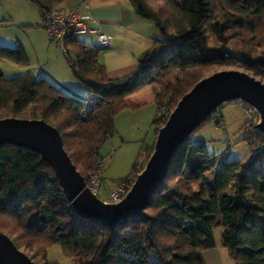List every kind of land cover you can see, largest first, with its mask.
Masks as SVG:
<instances>
[{"label":"trees","instance_id":"obj_1","mask_svg":"<svg viewBox=\"0 0 264 264\" xmlns=\"http://www.w3.org/2000/svg\"><path fill=\"white\" fill-rule=\"evenodd\" d=\"M31 1L41 13L66 0ZM128 1L159 33L138 59L133 75L108 78L98 63L99 52L107 46L80 41L73 31L58 43L87 98L46 78H5L0 71V118H41L49 123L56 118L51 124L84 179L102 158L98 150L114 130L115 115L143 106L145 99L138 96L156 80L163 81L165 91L173 94V109L202 77L196 70L213 64L230 65L239 59L250 75L264 79V57L233 50L226 35L233 31L243 42L264 47V0H167L184 20L171 32L161 13L151 10L145 0ZM207 23L217 36L213 45L204 33ZM229 48L233 55L225 56ZM1 59L28 63L20 45L0 46ZM253 135L264 143L262 134L254 130ZM245 139L250 145L249 159L219 161L206 152L202 140L189 136L144 215L114 229L76 215L52 169L37 153L1 145L0 230L29 234L31 240L18 236L19 242L14 243L30 249L39 246L44 257L49 247L58 245L73 264H205L201 251L215 246L214 229L219 228L220 244L236 264H264V146L253 148L249 135ZM142 166L134 163L131 174L119 180L129 186ZM216 166L208 179L205 173Z\"/></svg>","mask_w":264,"mask_h":264},{"label":"rangeland","instance_id":"obj_2","mask_svg":"<svg viewBox=\"0 0 264 264\" xmlns=\"http://www.w3.org/2000/svg\"><path fill=\"white\" fill-rule=\"evenodd\" d=\"M10 3H13L14 9H18V7L25 8L28 16L27 22L30 27L24 25V28L21 27L18 23H12L11 21L0 20V46L7 47H16L20 45L26 55H28V63L25 65L17 64L13 61L7 59L0 60V71L2 72L5 78H15L21 77L28 74H31L33 78H46L50 80L52 83L59 85L56 83L57 80L60 82H65L69 84L70 92L76 93V95L81 98H87V93L82 89L80 81L75 77L73 71L68 65V62L63 57L61 53L62 46L58 41L49 39L45 33V30L42 27L41 15L38 7L31 0H7ZM19 1L16 5L15 3ZM123 1L122 8L124 13H129L133 16L136 21L145 24L143 32H147L144 37H140L133 33H128L127 40H119L117 42V47H108L104 50H101L98 54L99 62L105 64L106 67V75L110 79H121L124 77H128L136 73L138 59L143 55L145 50L152 43V36L159 37V33L154 23L148 19L142 18L134 13L131 4L128 0H119ZM146 5L153 11H159L161 13V17L165 20L169 31H173L177 25L184 24V20L181 18V15L177 10L172 8L167 0H145ZM204 33L208 38L209 44L213 45L217 36L208 29V23L204 25ZM27 34H30V37L34 39L37 44L39 58L42 61L47 59L48 55H52L55 52L59 54L61 61L60 68L58 66V60L50 62L47 66L48 75H41L36 70V67H41L38 63L33 60L35 57V53L32 50L31 43ZM230 37V40L227 44L233 50L241 49L245 52L250 53L252 56H261L264 57V47L256 46L249 44L248 42H243L240 37L234 35L233 31H228L227 34ZM78 40L93 43L95 40L94 34H78ZM228 46V45H227ZM74 60V57H72ZM42 65V63H41ZM241 64L235 62L230 65H221V64H213L208 68L196 70L203 76H206L212 72L224 69H237L241 71H245L250 74V71H247L244 67L240 66ZM78 72V69H76ZM53 73V74H52ZM255 76V75H253ZM261 79L264 82L263 78L256 77ZM151 88H147L142 94L141 97L148 96L151 98H156L158 101L162 102L166 98L171 97L173 100V94L170 91H165L164 82L156 80L155 83L150 86ZM171 108V106H170ZM172 110V108H171ZM171 111H169L170 113ZM222 113V115H220ZM156 107L155 105H147L140 107L138 109H126L117 113L114 117V121H116L118 127L126 132V135L120 139L115 132V142H112L113 148L115 149L119 144L121 146L117 149L118 157L125 156L128 160L127 162L120 164H114L117 166L115 169L111 167V169H107V173L105 174L106 184L110 190H114L116 187V183L119 181H114L119 177H125L129 175L131 171V164L135 161V158L139 156V160L136 162L138 164L145 163L147 157L151 153L144 151L143 148L154 144V140L157 134H155V128L157 130L160 126L164 124L166 120H155ZM168 117V116H167ZM226 117V120H225ZM167 119V118H166ZM57 121L56 118L51 120V123L55 124ZM257 123V122H256ZM247 125V116L244 109L237 104L235 101H227L222 103L217 109L213 112V115L210 118H207L203 124L197 127L194 132L190 135L192 140H202L205 144L206 152L212 156H216L217 159L220 160H240L242 162L246 161L250 157V145L248 141L245 139L248 135L251 138L250 141L252 143V147H257V138L254 137L253 132H246ZM117 127V128H118ZM253 130H255L253 128ZM154 138V140H153ZM111 144L108 140L105 142L103 146V151L106 148L110 150ZM143 149V154H142ZM153 149V145H152ZM115 152V151H114ZM114 156V155H113ZM104 159V158H103ZM105 160V159H104ZM123 160V159H122ZM117 162V159L115 160ZM119 161V158H118ZM106 162V160H105ZM113 165V166H114ZM106 166V163L104 167ZM143 168V166H142ZM217 166L208 170L205 175L208 179H211L213 173L217 170ZM90 172V171H89ZM88 172V173H89ZM133 172V171H132ZM131 174V173H130ZM137 175V174H136ZM135 175V177H136ZM135 179V178H134ZM132 183V182H131ZM131 185V184H130ZM130 185L123 182V188L126 190L129 189ZM107 202H109L107 200ZM0 219L2 217L0 216ZM220 232L219 228L214 229V238L217 242L218 246H221L220 243ZM12 240L19 242L17 239L18 236L23 239L31 240L29 234H24L20 230L15 232L9 231L7 233ZM22 251L31 255L33 261L37 264H46V263H57V264H73V261L66 258L61 248L58 245H53L46 250L45 257L43 255V251L39 246H35V248H27L20 245ZM233 264V261H230Z\"/></svg>","mask_w":264,"mask_h":264},{"label":"water","instance_id":"obj_3","mask_svg":"<svg viewBox=\"0 0 264 264\" xmlns=\"http://www.w3.org/2000/svg\"><path fill=\"white\" fill-rule=\"evenodd\" d=\"M239 101L258 115L254 129L264 136V83L237 69L212 72L198 79L176 102L157 130L153 149L129 189L117 202L100 199L86 185L63 147L58 129L41 118H0V146L12 145L37 153L52 169L73 212L109 229L142 217L162 185L175 156L193 131L222 103ZM0 264H36L0 230Z\"/></svg>","mask_w":264,"mask_h":264},{"label":"crops","instance_id":"obj_4","mask_svg":"<svg viewBox=\"0 0 264 264\" xmlns=\"http://www.w3.org/2000/svg\"><path fill=\"white\" fill-rule=\"evenodd\" d=\"M18 2L19 1H17L15 3V5ZM121 3L124 4L123 1H119V0H66L64 2L56 4V7L61 8V9H65V10L77 9L78 11H80L82 13H87V12L90 13L93 17H95L96 19L99 20L100 23L98 25L100 26V28H102L111 37L110 44L107 46V48L109 46L110 47L112 46L115 48V47H117V42L119 40H121V41L127 40L128 33H133V34H136L140 37H144L145 35H147V34H145L147 32H143L145 24H142L141 22L136 21V19L133 16H131L129 13H124L123 8H122L123 6ZM10 4H11V6L13 5V3H10L9 1L7 3V0H0V20L11 21L12 23H18L19 25H22L21 27H23V28H24V25H27V27H30V25L27 22L28 13H27L26 9L22 8V7H18V9H14V8H12L13 6L12 7L10 6ZM85 4H86V6H85ZM39 12H40V10H39ZM40 15H41V13H40ZM89 26L92 29L95 27V25H93V24H89ZM24 31L26 32L25 28H24ZM88 34H94V33L89 32ZM75 35L77 38L78 34H75ZM27 36L29 38L30 34H27ZM154 37L155 36H152L151 39H153ZM29 41H30L31 46L33 48L32 50L35 53V57H33V60L36 63H38V62L40 63L39 65L41 67H36V70L39 73H41V75L44 76V75L49 74L48 70H47V66L50 64V62L55 61V60H58V66H60V68H63V65L62 66L60 65L61 61H59V59H61V58H60L58 53L55 52L52 55H48L47 59L45 61H42L39 58L38 48H37V44L35 42L36 40L34 41V39L30 37ZM93 43H95V40ZM63 51L64 50L62 49L61 53ZM63 57H64V54H63ZM41 63H42V65H41ZM98 63L105 67V64L99 62V58H98ZM105 70H106V67H105ZM28 75L32 76L31 74H28ZM56 83H59L60 87H62L65 91H67V92L72 91L69 88L70 87L69 84H66L65 82H60V80H57ZM149 88H151V87H149ZM138 97L142 98L141 95H139ZM143 98L145 99V103L143 104V106L153 104V105H155V107H157L158 100L156 98H153V96L151 98H149L148 96L143 97ZM143 106H141V107H143ZM220 115H222V113ZM225 120H226V117H225ZM117 127H118V125H117L116 121H114V119H113L114 130H113L112 134L108 138H106L104 140V142H102V144L100 145L99 150H98L99 156L106 160V166L102 170V178L105 180H107L106 179L107 176H105V174L107 173V169H111V167L115 169L117 167L114 165L115 163L116 164H120V163L122 164V163H124V161L125 162L128 161L126 159L127 158L126 155L118 157L117 149H119L121 147V146H119L120 144L115 149L113 148L112 142H115V138H116L114 135L115 132H116L117 136L120 137V139L122 137H124V135H126V132L122 131L119 127L118 128ZM107 140L111 144L110 150H108L109 148H106V150L103 151V146L105 145V142ZM153 140H154V138H153ZM147 147L148 146L143 148L144 151H146ZM143 149L141 151L142 154H143ZM139 156H140V154H139ZM139 156H137L135 158V161L132 162L130 169H132L133 164L136 163L137 160H139V158H140ZM118 158H119V161H118ZM116 159H117V162L115 161ZM130 173H131V171H130ZM127 176H125V177H127ZM122 178H124V177H119L118 179H115L114 181H117V180L122 179ZM201 256H202V259L204 260L205 264H231L230 261H233V264H236L234 262V260H232L229 257L227 250L224 247L217 245L216 240H215V246L214 247L204 249L201 251Z\"/></svg>","mask_w":264,"mask_h":264},{"label":"built area","instance_id":"obj_5","mask_svg":"<svg viewBox=\"0 0 264 264\" xmlns=\"http://www.w3.org/2000/svg\"><path fill=\"white\" fill-rule=\"evenodd\" d=\"M86 6V4H85ZM42 27L46 32L49 39L59 41L69 32H74L75 34H84L93 32L95 35V44L100 47H105L110 44L111 37L98 25L100 22L98 19L93 17L90 13H82L77 9L65 10L57 8L56 6L49 7L41 12ZM89 24L95 25L92 29ZM65 52L63 51L62 54ZM225 56H232L233 53L226 50ZM237 63H241L238 59ZM172 101L171 97L166 98L164 101L160 102L157 109L154 120H166L171 111L170 103ZM239 106H241L247 116V127L246 132H253L254 125L258 121V115L253 108L239 102L235 101ZM257 148H262L264 143L257 140ZM105 160L100 158L97 160L95 169L91 170L87 174L85 179L87 187L94 192L100 199L109 202L119 201L126 190L123 188V180L116 183L114 190H110L106 184V181L102 178V170L105 165Z\"/></svg>","mask_w":264,"mask_h":264}]
</instances>
